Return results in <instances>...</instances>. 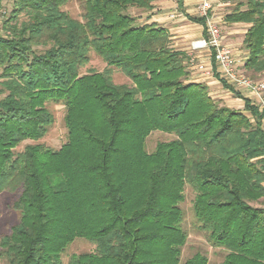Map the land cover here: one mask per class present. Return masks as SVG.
<instances>
[{
	"label": "trees",
	"instance_id": "1",
	"mask_svg": "<svg viewBox=\"0 0 264 264\" xmlns=\"http://www.w3.org/2000/svg\"><path fill=\"white\" fill-rule=\"evenodd\" d=\"M79 1L80 21L62 9L68 0H11L3 22L0 193L20 189L18 222L0 237L4 264H62L76 238L96 249L68 264H208L201 254L180 263L185 185L196 193L199 228L227 252L221 264H264V130L256 108L244 99L252 120L219 106L204 84L186 82L187 56L169 46L167 30L128 13L151 11L154 0ZM237 1L224 20L248 25L243 69L254 76L264 73V0ZM176 3L181 9L183 0ZM90 51L108 68L82 74ZM111 68L131 85L114 84ZM49 103L65 108L66 142L16 151L44 137L54 122ZM154 131L174 138L148 153Z\"/></svg>",
	"mask_w": 264,
	"mask_h": 264
},
{
	"label": "rangeland",
	"instance_id": "2",
	"mask_svg": "<svg viewBox=\"0 0 264 264\" xmlns=\"http://www.w3.org/2000/svg\"><path fill=\"white\" fill-rule=\"evenodd\" d=\"M245 0H242V2ZM155 2V3H154ZM176 0H154L152 5L154 6L153 9L155 13L160 15H164V13L170 12L172 9L170 6L171 3L175 4ZM237 0H218V4L215 6V11L217 15L222 19V34L224 36L223 41L225 43H229L232 46H235L238 50V56L236 59L241 61H235L234 63L239 66V69L242 70L244 75L255 82L263 81L264 82V73L255 74L254 76L251 73H248L243 69V65L239 64V62L244 64V61L247 56V52L243 49V45L241 43V33L242 30H238L239 35L231 36L228 35L231 32L230 27L233 24H228L224 20L225 16L232 12L234 9ZM157 4V5H156ZM186 8H189L186 15L183 18H180L177 21H168L170 25H168L172 30L178 29V27H182L181 29H185L186 31L189 28V31H196L195 26L188 20V17H198L196 16L192 9L193 3H189ZM178 7V4H176ZM71 18L76 20L82 19L83 8L79 0H68V2L62 8ZM152 9V10H153ZM12 10L11 0H1L0 1V35L1 36H8L9 33L5 31L3 28V22L8 18L10 12ZM150 11H142L137 9H129L128 13L136 18L137 24H146L150 23L149 19L151 15ZM148 14V15H147ZM174 19V18H173ZM176 19V18H175ZM156 26L162 27L164 29H168L167 26H164L162 23H157ZM248 26V25H247ZM187 28V29H186ZM198 28V27H197ZM166 29V30H167ZM203 30V29H197ZM235 30V29H232ZM189 31H187L189 33ZM169 35L170 47L174 46L173 42L176 40H172L173 34L170 30H167ZM179 36V35H178ZM182 34L179 39V47L180 45H184L185 47H189V44L196 40H192L191 38L186 39V37ZM198 39V38H197ZM191 41V42H190ZM241 44V45H240ZM232 49V48H231ZM185 65H187V59L184 61ZM107 65L103 62V60L96 55L93 51L89 52V61L88 63L80 70L82 74L87 73L88 71H98L102 72L107 69ZM188 68V67H187ZM189 70V69H188ZM110 76L111 80L114 84H125L131 85L130 80L116 68L110 69ZM227 83V82H226ZM227 85H229L227 83ZM210 96V95H209ZM211 97V96H210ZM213 99V98H212ZM215 103L219 106H222L217 100L213 99ZM46 108L53 114L54 122L48 127L46 134L43 138H41L37 142L25 141L23 142L16 151H22L23 148L28 144H41L44 147L58 150L67 140V131L65 128L64 123V115H65V108L63 105L49 103L46 105ZM257 110V109H255ZM259 115V113L257 112ZM260 116V115H259ZM263 124V123H262ZM174 138V135L163 133L160 131L152 132L149 137L146 139L145 142V149L148 153L152 152L155 148L156 144L159 142H168ZM16 192H1L0 193V237L2 235L8 234L10 231V227L15 225L19 219V213L13 209V203L19 197L20 189H17ZM184 199L179 204V208L182 212V222L181 227L187 234V240L184 246L181 248V255H180V263H183L185 260L191 258L195 254L204 255L207 260L208 264H221L227 254L226 250L221 247H213L208 241V234L199 228V223L196 220L193 212V201L195 198V191L189 186L185 185L184 187ZM257 205V204H255ZM95 245L90 243L89 241L76 238L72 243L68 245V247L61 253V262L62 264H68L70 258L73 255H79L83 253H93L95 252ZM0 264H4L2 258L0 257Z\"/></svg>",
	"mask_w": 264,
	"mask_h": 264
},
{
	"label": "built area",
	"instance_id": "3",
	"mask_svg": "<svg viewBox=\"0 0 264 264\" xmlns=\"http://www.w3.org/2000/svg\"><path fill=\"white\" fill-rule=\"evenodd\" d=\"M218 0H198L196 13L198 18L204 19L203 35L189 44L187 67L194 72H205L204 61L200 59V52L208 51L209 59L216 67L219 78L237 88L245 89L251 96L252 104L257 109L264 123V82H255L246 77L233 59V51L224 43L222 34V19L216 14L215 6ZM178 10L169 15L175 18Z\"/></svg>",
	"mask_w": 264,
	"mask_h": 264
},
{
	"label": "crops",
	"instance_id": "4",
	"mask_svg": "<svg viewBox=\"0 0 264 264\" xmlns=\"http://www.w3.org/2000/svg\"><path fill=\"white\" fill-rule=\"evenodd\" d=\"M190 2L193 3L192 11L195 14H197L196 13V6L198 5V0H183L181 9L176 7V4H177L176 2H175V4L171 3L170 5H167L165 7L170 6L172 10L168 13H164V15H160L158 13H155L154 9L149 12L151 15V18L149 19V21H151V22L149 24L156 25L157 23H162L164 26H167L168 29L167 28L166 29L170 30L171 33L173 34V37H171L172 40H176L173 42L174 46H172V48L175 50L183 51V52H185V54L188 52V47L187 46L185 47L184 45H182V46L180 45V47H179V42H181V41H179V39L181 38L180 36L182 34H184L186 39L189 37V38H191V41L194 39L200 38L203 35V30L200 31L197 29H199V28L203 29V25L190 21L195 26L194 30H196V31L190 32L189 28H188V30H187V31H189V33H188L185 29H181L182 27H178V29L172 30V28H170L172 26V24L170 25V23H168V21L169 22L172 20L177 21L180 18H183V16L186 15V13L189 10V8H186V7H187V5H190L189 4ZM174 10H178L177 11L178 14L175 15L176 19L169 17V15L174 12ZM168 25H170V27ZM228 28L231 29V32L228 35H231L233 37L239 35V34H237V33H239L238 32L239 29L242 30V33L240 34L241 35V43H242L243 35L246 32V29L248 28V26L246 24H243V23H233V25H231ZM232 29H235V30H232ZM184 36H183V38H184ZM226 44L232 48L233 59H234V61H237L238 60V59H236V57L238 56L237 48H235V46H232L229 43H226ZM199 55H200V59L202 61H204L205 72H201V73L198 72L197 73V72H194L192 70L191 71L189 70V75H188L186 82L204 84L207 87L208 94L211 96V98L217 100L222 106H225V107L233 109V110L241 111L244 115L251 118L250 113L248 111L244 110V106H245L244 99H248L250 104L253 105L250 94L245 89L237 88V87L232 86L230 84H229V87L232 90H234V92L238 93L240 97H236V95H234L231 91H229L228 89H225L222 86V84L219 82V80L215 77V73L216 74H218V73L216 71V67H215L214 63L212 62L211 59H209V58H211V57H209L210 53L208 51H202V52H200ZM238 61H241V59ZM239 64L243 65V63H241V62H239ZM262 123H263V121L261 119V127L264 130V123L263 124Z\"/></svg>",
	"mask_w": 264,
	"mask_h": 264
}]
</instances>
